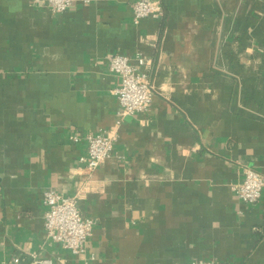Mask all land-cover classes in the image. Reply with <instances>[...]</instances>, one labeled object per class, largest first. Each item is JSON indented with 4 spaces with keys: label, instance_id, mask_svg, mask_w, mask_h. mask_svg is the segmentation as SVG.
I'll use <instances>...</instances> for the list:
<instances>
[{
    "label": "crops",
    "instance_id": "obj_1",
    "mask_svg": "<svg viewBox=\"0 0 264 264\" xmlns=\"http://www.w3.org/2000/svg\"><path fill=\"white\" fill-rule=\"evenodd\" d=\"M134 1L0 0V263L264 264V189L233 192L264 176V0H161L138 24ZM116 54L149 61L154 94L89 173L70 137L114 126ZM46 190L94 221L84 254L46 238Z\"/></svg>",
    "mask_w": 264,
    "mask_h": 264
},
{
    "label": "built area",
    "instance_id": "obj_2",
    "mask_svg": "<svg viewBox=\"0 0 264 264\" xmlns=\"http://www.w3.org/2000/svg\"><path fill=\"white\" fill-rule=\"evenodd\" d=\"M75 0H32L43 5L52 13L67 11ZM84 4L88 0H83ZM163 14L161 0H135L132 3V20L138 24L145 18H160ZM133 60L120 54L109 59L108 70L119 78V85L113 94L118 103L114 126L98 134H74L70 140L86 144V155L79 160L85 163L89 173H93L112 154L118 137V128L127 115L141 113L149 107L153 97L150 79V63L137 55ZM264 189V176L256 170L245 167L243 179L233 186V192L243 204L254 205L259 202ZM44 208V233L47 239L57 243L73 256L85 253L92 235L94 221L84 218L78 209L77 196L64 197L53 190L42 194ZM0 264H53L51 259L41 258L31 252L26 256H15ZM187 264H206L191 261Z\"/></svg>",
    "mask_w": 264,
    "mask_h": 264
}]
</instances>
